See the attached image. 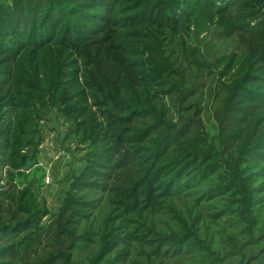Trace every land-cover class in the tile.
<instances>
[{"label":"trees","instance_id":"16d2710c","mask_svg":"<svg viewBox=\"0 0 264 264\" xmlns=\"http://www.w3.org/2000/svg\"><path fill=\"white\" fill-rule=\"evenodd\" d=\"M49 110L80 152L56 211L37 165ZM250 258L264 0H0V264Z\"/></svg>","mask_w":264,"mask_h":264},{"label":"rangeland","instance_id":"374dc122","mask_svg":"<svg viewBox=\"0 0 264 264\" xmlns=\"http://www.w3.org/2000/svg\"><path fill=\"white\" fill-rule=\"evenodd\" d=\"M222 41V40H220ZM44 141L40 146L39 173L44 175L43 194L46 196L47 204L51 211H56L67 188V179L70 173L69 159L77 163V155L72 153V146L62 142L66 132V125L58 118L54 110L44 113L42 121ZM37 166V167H38Z\"/></svg>","mask_w":264,"mask_h":264},{"label":"water","instance_id":"95a60500","mask_svg":"<svg viewBox=\"0 0 264 264\" xmlns=\"http://www.w3.org/2000/svg\"><path fill=\"white\" fill-rule=\"evenodd\" d=\"M32 166H33V161L30 160L29 163H28V165H27V167H26V170H29ZM259 254H260V252L257 253V254H256L254 257H252V258L257 257ZM252 258L248 259V260L246 261L245 264H249Z\"/></svg>","mask_w":264,"mask_h":264}]
</instances>
